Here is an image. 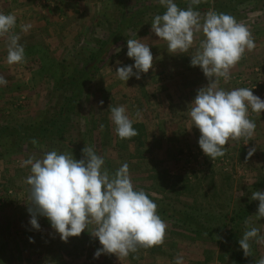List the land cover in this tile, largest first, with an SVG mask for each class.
<instances>
[{
	"label": "rangeland",
	"instance_id": "obj_1",
	"mask_svg": "<svg viewBox=\"0 0 264 264\" xmlns=\"http://www.w3.org/2000/svg\"><path fill=\"white\" fill-rule=\"evenodd\" d=\"M135 1L140 0H130L128 5ZM179 1L190 3H175ZM204 1L227 4L230 0ZM113 3L117 0H0V11L16 16V32L22 24L33 25L21 33L26 57L23 64L6 62V38L0 37V75L8 81L0 87V126L28 127L42 112H57L72 84L63 73L70 68L72 76L77 75L94 43L107 36L115 23ZM106 6L110 9L105 11ZM234 9L232 16L248 26L256 47L246 51L230 69V79L219 78L218 87L252 88L253 94L264 100V0H246ZM107 11L113 19L104 18ZM141 20L137 23L139 32L151 23L144 22L146 18ZM134 36L125 38L95 72L78 107L65 122L64 140L82 148L93 146L111 170L127 162L138 189L171 203L175 209L184 208L215 228L226 224L224 235L235 234L246 220L264 234V218L256 216L258 200H251V208L239 225L228 222L264 175V110L258 116L249 109V118L256 123L250 140L230 139L223 156L208 157L198 145L200 132L191 126L189 116L198 89L210 83L199 66L190 64L202 34L184 53L169 52L167 42L151 29ZM127 39L148 43L153 64L147 73H140L139 79L132 76L124 83L115 70L134 63L126 55ZM119 105L126 107L137 129V135L130 139H120L110 120V107ZM252 148L255 152L249 157ZM54 149L60 151L52 142L25 141L16 142L7 151L0 148V264H173L178 253L184 256V264H233L226 248L168 218H162L168 226L162 244L139 247L127 257L112 253L94 257L102 247L90 234L96 227L94 222L66 242L38 213L40 229H33L28 211L30 186L26 182L30 166L22 167V161L30 156L39 159ZM255 246L253 264L264 257V244Z\"/></svg>",
	"mask_w": 264,
	"mask_h": 264
},
{
	"label": "clouds",
	"instance_id": "obj_2",
	"mask_svg": "<svg viewBox=\"0 0 264 264\" xmlns=\"http://www.w3.org/2000/svg\"><path fill=\"white\" fill-rule=\"evenodd\" d=\"M166 11L156 14L151 21V30L167 42L172 53L187 52L198 34L203 39L190 64L199 66L210 83L198 89L190 103L191 126L198 128V145L208 157L223 156L228 141L240 138L251 139L256 123L249 118V109L260 116L264 100L253 94L252 88L238 87L225 90L218 87L219 78L230 79V69L252 51L255 41L247 25L238 22L234 16L214 9L203 15L194 10L201 0H190L187 8H180L175 0H158ZM17 18L12 13L0 11V37L6 38V62L9 65L26 62L25 47L21 33H27L33 25H20L16 32ZM126 55L134 63L117 67L115 74L124 83L132 76L147 73L153 64L150 46L142 39H127ZM119 49V48H117ZM120 50V49H119ZM119 63V62H118ZM133 69H136L134 72ZM7 79L0 75V87ZM114 132L120 139L137 135L134 121L124 105L109 109ZM35 143V141H33ZM255 148L248 151L251 156ZM83 158L77 160L72 153L51 150L39 159L28 157L22 167L30 166L26 178L30 186L28 209L29 223L39 230L37 213L46 217L62 241L79 236L90 222L96 227L90 233L98 238L102 246L94 252L98 258L102 253L127 257L139 247L150 248L164 241L166 222L157 212L156 202L143 189H138L130 176L127 162L110 173L105 157L93 146L82 149ZM251 199L258 200L256 216L264 218V191H253ZM245 230L238 243L245 256L252 254V243L264 244L261 228L250 226L245 221ZM173 264H184V256L177 254ZM256 264H264V257Z\"/></svg>",
	"mask_w": 264,
	"mask_h": 264
},
{
	"label": "trees",
	"instance_id": "obj_3",
	"mask_svg": "<svg viewBox=\"0 0 264 264\" xmlns=\"http://www.w3.org/2000/svg\"><path fill=\"white\" fill-rule=\"evenodd\" d=\"M130 0H117V3H113L112 9L115 8V23L108 30L107 36L105 38L98 40L94 43L93 50L90 52L89 57L85 63V66L80 67L75 76H72L73 70L69 68L63 73V76L70 77L71 90L69 93L62 97L63 101L59 108L51 113L47 114V111L42 112L36 120L32 121L28 127L23 126H10L3 125L0 126V148L4 150H9L14 148L16 142L25 141L35 143H54L60 151L72 153L75 155V159L79 160L83 158L82 147L77 145L68 144L64 140V129L65 122L68 121L70 115L78 107L79 102L82 100L83 92L86 90L88 85L92 82L95 72L99 67L105 63L106 58H108L111 52L116 49L119 45L124 42L125 38H130L134 34L135 36L145 35L151 29V23L147 25L144 31L139 32L137 28L140 24L141 19L146 18L144 22L152 21V18L156 14H162L166 11L165 6H162L159 2H146V1H135L128 5ZM246 0H230L227 4H222L217 1L210 3L208 1L200 2L197 5H192L194 10H198L200 13L207 12L208 10L214 9L217 12H224L228 14H233L235 12L234 8L238 4L244 3ZM178 7L187 8L189 3L179 1L176 2ZM110 7L106 6L105 11L109 10ZM114 10V11H115ZM109 11L103 12L104 18H112L113 14H108ZM138 19H140L138 21ZM138 30V34H137ZM134 36V37H135ZM62 76V77H63ZM110 173H114L106 165H104ZM264 187V175L260 178L257 185L252 189L257 191ZM264 189V188H263ZM260 191V190H259ZM251 193L246 198V201L239 207V209L232 214L228 222L230 224L239 225L251 206ZM149 195V194H148ZM157 204V212L164 219H170L176 223L181 224L184 227L193 229L196 233L203 235L210 239L216 244H220L227 249L230 254V258L233 264H253L255 262L254 252L256 249L255 243H252V254L250 256H245L243 250L239 246V239L245 230L244 227H238L236 233L223 234L226 224H221L216 228L206 222V220H201L194 216L189 211L182 209L173 208L171 203H167L160 199L154 198L149 195ZM243 229V230H242Z\"/></svg>",
	"mask_w": 264,
	"mask_h": 264
},
{
	"label": "crops",
	"instance_id": "obj_4",
	"mask_svg": "<svg viewBox=\"0 0 264 264\" xmlns=\"http://www.w3.org/2000/svg\"><path fill=\"white\" fill-rule=\"evenodd\" d=\"M90 264H99L98 262H93V263H90Z\"/></svg>",
	"mask_w": 264,
	"mask_h": 264
}]
</instances>
